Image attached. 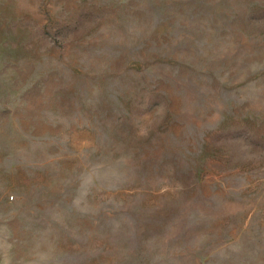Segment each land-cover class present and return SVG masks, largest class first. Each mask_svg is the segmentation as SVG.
<instances>
[{"label":"rangeland","instance_id":"obj_1","mask_svg":"<svg viewBox=\"0 0 264 264\" xmlns=\"http://www.w3.org/2000/svg\"><path fill=\"white\" fill-rule=\"evenodd\" d=\"M0 264H264V0H0Z\"/></svg>","mask_w":264,"mask_h":264}]
</instances>
